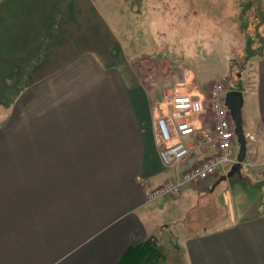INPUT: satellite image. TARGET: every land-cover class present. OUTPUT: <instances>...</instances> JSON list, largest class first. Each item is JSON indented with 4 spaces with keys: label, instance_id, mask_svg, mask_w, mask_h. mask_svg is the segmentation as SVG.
Returning <instances> with one entry per match:
<instances>
[{
    "label": "crops",
    "instance_id": "obj_1",
    "mask_svg": "<svg viewBox=\"0 0 264 264\" xmlns=\"http://www.w3.org/2000/svg\"><path fill=\"white\" fill-rule=\"evenodd\" d=\"M54 27L55 23L49 31L57 35L48 46H40L41 38L33 33L38 50L25 67L31 82L18 101L27 112L16 124L14 106L5 123L15 125L0 130V136L4 134L0 141H5L0 143V158L6 167V178H0V264H117L129 246L148 240L146 224L152 217L146 208L154 210L157 204L150 205L161 199L147 202L148 191L137 177L152 189L172 178L171 170L164 169L152 126L157 108H163V91L171 86L158 90L152 85L149 90L137 76L148 100V117L143 115L107 59L100 58L99 63L89 49L73 56L71 48L78 44L69 20L57 32ZM6 39H11L13 48L24 41L12 34ZM40 52L42 57H37ZM0 55L8 59L9 51ZM13 64L3 70L12 72ZM254 70L258 116L249 154L260 172L255 169L254 178L244 176L242 168L232 174L248 182L260 180L262 189L264 55ZM195 80L188 78L193 85L187 84L185 90L201 93ZM225 175L214 178L216 187L229 179ZM183 187L179 196H173L177 205L181 199L187 201L196 185ZM170 201L162 202L171 205ZM179 208L170 209L178 213L166 220L164 228L184 220ZM174 241L180 253L165 252L161 264H264V213Z\"/></svg>",
    "mask_w": 264,
    "mask_h": 264
},
{
    "label": "rangeland",
    "instance_id": "obj_2",
    "mask_svg": "<svg viewBox=\"0 0 264 264\" xmlns=\"http://www.w3.org/2000/svg\"><path fill=\"white\" fill-rule=\"evenodd\" d=\"M97 17L100 19L96 20ZM65 19L71 22V32L78 44L71 48L73 56L89 49L95 51L94 56L99 63L100 58L102 61L107 59L108 64L118 70L131 101L147 117V94L139 77L143 78L149 90L152 85L163 90L181 81L187 82L188 78L196 79L195 83L200 82L196 89L202 88L206 95L215 82L223 84L225 94L234 86L247 87L243 91L242 117L249 154V143L253 140L248 133L254 131L258 116L254 68L264 55V0H0V52L9 51L8 59L6 55H0V130L10 126L12 129L15 125L5 123L14 106L12 115L16 118L12 117L16 124L20 115L27 112V106L18 101L31 82L26 80L25 67L37 49L35 40L31 39L33 33L41 38L40 46H48L57 35L50 33L51 26L55 23L54 31L57 32ZM8 34L15 38L20 36L24 41L13 48L11 39H6ZM24 50L29 52L24 55ZM23 56H27L26 59ZM16 61L20 67L15 65L12 72L3 70ZM187 84L193 85L190 81ZM185 89L182 91L187 92ZM208 116L210 118V112L206 117V127L210 122ZM187 141L192 142L193 139L188 138ZM239 150L240 143L236 139L235 157H238ZM2 161L0 178H6V167ZM150 162L153 166V156ZM233 166V163H228L219 169L217 175L194 183V193H189L191 196L188 195L186 202L181 199L180 205L173 201L172 195H166L150 205L157 204L154 210L159 212L146 208L152 217L150 222L145 219L147 239L156 237L165 252L178 254L180 249L174 244V239L182 242L187 235L224 227L235 219L252 216L259 211L264 213V188L261 189L260 180L248 182L235 173L215 186L217 180L214 178L229 174ZM254 167H248L245 162L241 172L254 178L253 171L260 172L258 167ZM137 181L145 182L140 176ZM147 185L151 186L149 182ZM182 196L185 198V193ZM165 198L171 199V205L163 204ZM177 206H180V217L184 220L170 225V229L164 228L163 225L168 224L166 220L178 213H171L170 209ZM151 213H155L154 217Z\"/></svg>",
    "mask_w": 264,
    "mask_h": 264
},
{
    "label": "built area",
    "instance_id": "obj_3",
    "mask_svg": "<svg viewBox=\"0 0 264 264\" xmlns=\"http://www.w3.org/2000/svg\"><path fill=\"white\" fill-rule=\"evenodd\" d=\"M186 87L187 82L181 81L164 90L163 108L160 107L161 111L157 108L153 118L154 141L164 166L172 172V178L153 189L144 182L148 191L147 202L166 195L178 196L185 184L206 181L226 164L237 161L235 126L225 103L223 84L213 83L207 95L182 91ZM209 112L211 126L206 129ZM248 137L255 140L256 134L248 133ZM188 138L193 141L188 142ZM194 159L197 161L191 163ZM246 164L255 165L250 154Z\"/></svg>",
    "mask_w": 264,
    "mask_h": 264
},
{
    "label": "trees",
    "instance_id": "obj_4",
    "mask_svg": "<svg viewBox=\"0 0 264 264\" xmlns=\"http://www.w3.org/2000/svg\"><path fill=\"white\" fill-rule=\"evenodd\" d=\"M41 54L42 52H40L37 57H42ZM43 54H47V52ZM26 57L27 56H23V59H26ZM13 65H18L20 67V64L17 61ZM231 89L246 91L247 87L245 89H241L234 86ZM165 259L166 253L162 245L153 239H148L129 246L117 264H161L165 261Z\"/></svg>",
    "mask_w": 264,
    "mask_h": 264
},
{
    "label": "water",
    "instance_id": "obj_5",
    "mask_svg": "<svg viewBox=\"0 0 264 264\" xmlns=\"http://www.w3.org/2000/svg\"><path fill=\"white\" fill-rule=\"evenodd\" d=\"M225 103L230 110L232 119L235 123V132L238 142L240 143V150L238 153V162L233 166L230 174L242 168V164L247 155V141L243 129L242 109L245 103V94L238 89H230L225 94ZM226 177V176H225ZM224 178V177H222Z\"/></svg>",
    "mask_w": 264,
    "mask_h": 264
},
{
    "label": "bare ground",
    "instance_id": "obj_6",
    "mask_svg": "<svg viewBox=\"0 0 264 264\" xmlns=\"http://www.w3.org/2000/svg\"><path fill=\"white\" fill-rule=\"evenodd\" d=\"M234 122V121H233ZM235 124V123H234ZM236 133V132H235ZM245 137H246V134H245ZM236 139H237V135H236ZM238 140V139H237ZM246 141H247V138H246ZM247 151H248V142H247ZM246 158H247V155H246V157H245V160H244V162H243V164H242V166L245 164V162H246ZM236 159H237V161H236V163L238 162V158L236 157ZM236 163H233L234 165L236 164ZM226 177H228V174L227 175H225Z\"/></svg>",
    "mask_w": 264,
    "mask_h": 264
}]
</instances>
